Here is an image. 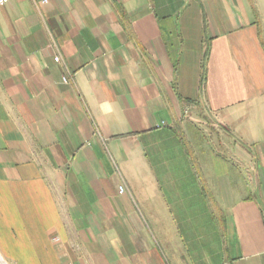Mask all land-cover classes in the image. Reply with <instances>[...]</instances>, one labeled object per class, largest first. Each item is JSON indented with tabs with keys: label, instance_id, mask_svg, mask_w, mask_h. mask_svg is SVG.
<instances>
[{
	"label": "crops",
	"instance_id": "1",
	"mask_svg": "<svg viewBox=\"0 0 264 264\" xmlns=\"http://www.w3.org/2000/svg\"><path fill=\"white\" fill-rule=\"evenodd\" d=\"M0 257L264 264V0L0 6Z\"/></svg>",
	"mask_w": 264,
	"mask_h": 264
},
{
	"label": "built area",
	"instance_id": "2",
	"mask_svg": "<svg viewBox=\"0 0 264 264\" xmlns=\"http://www.w3.org/2000/svg\"><path fill=\"white\" fill-rule=\"evenodd\" d=\"M6 1L7 0H0V6H3L6 3ZM119 189H120V191H123L124 190L123 187H120Z\"/></svg>",
	"mask_w": 264,
	"mask_h": 264
},
{
	"label": "bare ground",
	"instance_id": "3",
	"mask_svg": "<svg viewBox=\"0 0 264 264\" xmlns=\"http://www.w3.org/2000/svg\"><path fill=\"white\" fill-rule=\"evenodd\" d=\"M0 264H4V262L2 261V258L0 257Z\"/></svg>",
	"mask_w": 264,
	"mask_h": 264
}]
</instances>
